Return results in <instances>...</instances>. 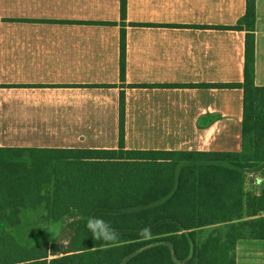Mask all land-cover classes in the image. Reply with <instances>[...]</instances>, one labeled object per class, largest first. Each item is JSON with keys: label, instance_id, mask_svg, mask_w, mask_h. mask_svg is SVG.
<instances>
[{"label": "crops", "instance_id": "obj_1", "mask_svg": "<svg viewBox=\"0 0 264 264\" xmlns=\"http://www.w3.org/2000/svg\"><path fill=\"white\" fill-rule=\"evenodd\" d=\"M245 14L246 0H127L125 19L121 0H0V147L117 150L124 94L126 150L241 153L244 90L200 86L244 83L246 32L224 28Z\"/></svg>", "mask_w": 264, "mask_h": 264}, {"label": "trees", "instance_id": "obj_2", "mask_svg": "<svg viewBox=\"0 0 264 264\" xmlns=\"http://www.w3.org/2000/svg\"><path fill=\"white\" fill-rule=\"evenodd\" d=\"M256 1L224 28L246 32L244 83L200 86L244 90L242 152L126 150L124 94L117 150L0 147V264H237L239 243L264 242V190L245 191V172L264 165ZM72 213L64 241L25 240L26 221L58 224Z\"/></svg>", "mask_w": 264, "mask_h": 264}, {"label": "rangeland", "instance_id": "obj_3", "mask_svg": "<svg viewBox=\"0 0 264 264\" xmlns=\"http://www.w3.org/2000/svg\"><path fill=\"white\" fill-rule=\"evenodd\" d=\"M245 174L247 178L245 191L260 195L261 191L264 190V165L251 172L246 171ZM261 215L264 216V213ZM76 218V214L72 213L62 220V222L52 225L42 224L40 220L35 218L28 220L25 223L29 226L24 236L25 240L31 242L30 245L39 243L40 241L46 242L49 245L54 241H64L63 237L68 234L67 226ZM181 234L188 235L186 232H182ZM236 257L238 264H264V242L243 241L239 243Z\"/></svg>", "mask_w": 264, "mask_h": 264}]
</instances>
